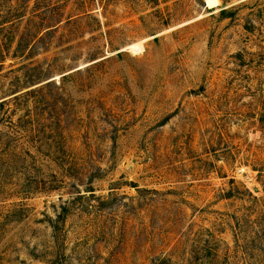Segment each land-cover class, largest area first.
<instances>
[{
    "label": "rangeland",
    "instance_id": "1",
    "mask_svg": "<svg viewBox=\"0 0 264 264\" xmlns=\"http://www.w3.org/2000/svg\"><path fill=\"white\" fill-rule=\"evenodd\" d=\"M207 1L0 0V264H264V0Z\"/></svg>",
    "mask_w": 264,
    "mask_h": 264
},
{
    "label": "bare ground",
    "instance_id": "2",
    "mask_svg": "<svg viewBox=\"0 0 264 264\" xmlns=\"http://www.w3.org/2000/svg\"><path fill=\"white\" fill-rule=\"evenodd\" d=\"M215 3H216L215 0L207 1L208 8H209V6H210V7H214V6H215ZM217 5H218V4H217Z\"/></svg>",
    "mask_w": 264,
    "mask_h": 264
},
{
    "label": "trees",
    "instance_id": "3",
    "mask_svg": "<svg viewBox=\"0 0 264 264\" xmlns=\"http://www.w3.org/2000/svg\"><path fill=\"white\" fill-rule=\"evenodd\" d=\"M224 12H226V10L221 11L222 14H223ZM4 107H5L4 102H1V103H0V109H4Z\"/></svg>",
    "mask_w": 264,
    "mask_h": 264
}]
</instances>
